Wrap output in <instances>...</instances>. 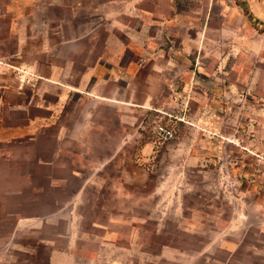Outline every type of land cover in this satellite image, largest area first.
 <instances>
[{
	"label": "rangeland",
	"instance_id": "1",
	"mask_svg": "<svg viewBox=\"0 0 264 264\" xmlns=\"http://www.w3.org/2000/svg\"><path fill=\"white\" fill-rule=\"evenodd\" d=\"M249 13L264 0H0V264H264Z\"/></svg>",
	"mask_w": 264,
	"mask_h": 264
},
{
	"label": "crops",
	"instance_id": "2",
	"mask_svg": "<svg viewBox=\"0 0 264 264\" xmlns=\"http://www.w3.org/2000/svg\"><path fill=\"white\" fill-rule=\"evenodd\" d=\"M116 6L117 5L110 6L109 7V9H110L109 11L111 13L120 12V13L131 14V17H135V19L137 21L139 20L140 23H142L141 27H143V28L146 26L144 24L148 23L147 22V17L156 18L154 16H150V9L146 8V7H143V6H141L139 8L138 6H134V5H129L128 6V4H127V5L122 6L120 8V10H118V8ZM126 26H127V28L128 27L132 28V27H134V23H132V25L127 24ZM130 56H133V55L131 54ZM130 58L128 59L127 63L124 65V68H122V70L124 71L125 76H127L126 77L127 79L124 82L125 86H129L132 83V81L134 80V77L139 73L138 71H140V69H142L144 67V65L142 63L133 62L132 59H130ZM102 66H104V64L101 63V64H99V66H97V68H102ZM107 69H109V67ZM144 69H146V71H147V72H145V73H147V74H145V76H147V77L149 76L150 80H153V82H155L156 80H155L154 77H158L159 76L158 71H156L155 65H152V66L149 65V68H144ZM88 74H91V73L89 72L86 75H88ZM173 85H174V83L167 84V87L172 88Z\"/></svg>",
	"mask_w": 264,
	"mask_h": 264
},
{
	"label": "built area",
	"instance_id": "3",
	"mask_svg": "<svg viewBox=\"0 0 264 264\" xmlns=\"http://www.w3.org/2000/svg\"><path fill=\"white\" fill-rule=\"evenodd\" d=\"M176 134H177L176 128L167 122H159L155 124L153 129V137L159 143H164L173 139L176 136ZM258 187L260 189H264V184L259 183Z\"/></svg>",
	"mask_w": 264,
	"mask_h": 264
},
{
	"label": "trees",
	"instance_id": "4",
	"mask_svg": "<svg viewBox=\"0 0 264 264\" xmlns=\"http://www.w3.org/2000/svg\"><path fill=\"white\" fill-rule=\"evenodd\" d=\"M250 18L254 20L255 22H258L260 25L264 27V22L260 21L258 18H256L253 14L249 13Z\"/></svg>",
	"mask_w": 264,
	"mask_h": 264
}]
</instances>
